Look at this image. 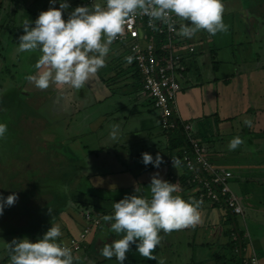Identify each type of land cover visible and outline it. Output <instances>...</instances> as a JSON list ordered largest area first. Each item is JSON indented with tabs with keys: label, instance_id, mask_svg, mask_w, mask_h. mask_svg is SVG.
<instances>
[{
	"label": "crops",
	"instance_id": "crops-1",
	"mask_svg": "<svg viewBox=\"0 0 264 264\" xmlns=\"http://www.w3.org/2000/svg\"><path fill=\"white\" fill-rule=\"evenodd\" d=\"M23 1L0 0V15L7 19L4 9ZM77 1H68L70 9L77 7ZM249 1L223 0V20L229 26L226 33L210 36L201 31L184 37L186 45L194 46L195 54L179 73L180 91L175 98L177 117L191 125L192 138L204 155L216 168L232 173L229 187L239 199L243 216H234L225 208L201 201L200 224L168 234L162 232L153 260L136 252L135 244L130 245L124 264H161L157 261L158 251L163 258L166 249H171V237L177 239L176 245L180 244L178 240L183 241L185 254L180 258L172 256L171 261L165 260L163 264H241V256H232L233 242L229 240L232 231L236 243L245 248L244 254L254 255L256 264H264V0H253L257 10ZM89 3L86 0L82 6ZM25 5L28 7L30 1L25 0ZM45 6L49 8L52 4ZM42 11L35 13V20ZM176 20L180 25L181 21ZM199 43L203 45L199 47ZM130 58L129 50L119 55L110 49L106 65L81 90L54 84L45 90L44 93L58 95L44 103L47 106L44 112L46 118L59 120L52 125L59 126L62 134V124L74 116L85 118L100 106L104 110V104L110 100L111 111L98 113L89 132L79 129L81 132L74 139L64 138L61 157H70L71 162L34 182L32 191L37 197L27 193V197L31 195L28 199L32 198L24 211L27 218L14 225L0 221V242L10 243L14 238L36 242L52 223L60 225L63 235L59 239L66 243L70 237L81 236L88 225L83 248L73 252L80 258L75 264H118L115 257L106 259L100 251L105 243L120 238L103 220L104 215L113 213V203L135 194L136 188L140 189L139 194L150 196L148 186L154 173L176 184L178 191L174 195L198 200V188L191 183L181 163V150L187 145L169 151L172 140L168 131L160 128L158 112L141 91L140 75L135 67L133 76L126 72L133 65ZM3 62L0 59V67ZM35 72L34 67L30 75ZM23 84L0 86V100L13 89L16 96L10 99L25 104L28 113L32 111L28 105L30 91L25 90L29 81ZM39 91L42 90L36 92ZM129 95L132 97L128 108L116 104L118 99ZM246 118L252 121V127L245 126ZM108 123L110 127L103 131L102 127ZM79 136H83V145L78 143ZM236 136L244 143L229 150V142ZM142 153L150 154L154 160L159 153L163 163L159 168L145 165ZM172 158H179L176 168ZM38 196L45 198L43 207L32 213L39 203L35 202ZM56 199L60 207L52 205ZM0 264H10L7 245L0 247Z\"/></svg>",
	"mask_w": 264,
	"mask_h": 264
},
{
	"label": "clouds",
	"instance_id": "clouds-1",
	"mask_svg": "<svg viewBox=\"0 0 264 264\" xmlns=\"http://www.w3.org/2000/svg\"><path fill=\"white\" fill-rule=\"evenodd\" d=\"M49 2L53 4L56 0ZM68 7L65 0H59V8L50 6L40 12L34 26L28 19L23 22L24 34L19 36L17 51L39 52L35 74L25 77L38 89L46 90L52 84L77 91L84 88L106 65L111 45L124 34L127 22L137 15H146L154 31L158 30L157 21L174 28L173 18H178L181 21L178 34L189 38L201 31L210 36L226 33L229 27L223 20V0H105L104 4L77 6L65 20L63 10ZM243 123L252 127L250 119ZM7 130V124L0 123V139L5 138ZM243 143L236 136L229 142V150ZM142 162L159 168L163 160L159 153L155 160L142 153ZM179 163V158H172L173 167ZM148 191L150 196H144L136 188L135 194L112 204V214L103 216L111 232L120 237L103 245L100 251L104 258L115 257L118 264H124L130 245L135 244L136 252L153 260L162 232L168 234L201 223V201L174 195L178 191L176 184L159 178V173L152 175ZM17 199L16 193L0 198V215L5 206L14 205ZM62 235L60 225L51 223L36 242L14 238L6 243L10 264H75L80 258L59 239Z\"/></svg>",
	"mask_w": 264,
	"mask_h": 264
},
{
	"label": "rangeland",
	"instance_id": "rangeland-1",
	"mask_svg": "<svg viewBox=\"0 0 264 264\" xmlns=\"http://www.w3.org/2000/svg\"><path fill=\"white\" fill-rule=\"evenodd\" d=\"M28 1H30V5L28 7L25 5V0L21 4L17 3V6L11 3L9 7H6L4 9V13H8L6 17L7 19L4 18V14L3 17L0 15V59L4 60L0 67V86L5 87L7 83L11 86H17L18 84L22 85L23 83V85H25V77L34 71L35 63L32 62H37L40 55L39 52L26 54V52L21 53L17 51L19 46V36L24 34L22 28L24 20L28 19L29 21L34 22V16L38 10L46 11L48 9V6L44 7L45 3H49L48 0ZM68 1L71 0H65L67 4ZM102 1L103 0H87V2H90L88 6L95 3L104 4ZM249 3L251 7L255 6V4H253V0H250ZM51 7L59 8V0H56ZM257 9L258 7L255 8V10ZM71 11L73 10L70 9L69 4V7L63 10V18L65 20L68 19V15ZM148 36L149 34L146 32V39ZM189 40L192 41L193 39ZM128 42L130 43V41ZM128 42H126V44L119 45L113 43L110 49L114 52V54L121 55L123 52L125 54V51H128ZM201 45L203 44L199 43L198 46L200 47ZM126 72L133 76V73L135 72L134 65H129ZM187 77L188 75L186 78ZM25 90L30 91L28 105L32 111H28V113L25 112V109H27L25 104H18L10 99L12 96H16V91L13 89H10L4 98L0 100V123H6L8 126L5 138L0 139V150H5L12 154V158L8 161V163H6L8 165H5L4 169L3 166H0V194H2L0 195V198H6L12 193H16L18 196L15 204L12 206H5L3 214L0 215V221L6 225H14L27 218L24 211L25 209H28L29 200H32V198L28 199L31 195H28L27 197V193H33L32 190L34 188V182L38 179L44 178V174L42 172L45 169L50 168L52 173L51 175H53V171H56V168H59L60 170V168L71 162L70 157L66 159L61 157L64 149V138L74 139V137L80 134V130H87L89 132L95 126L93 122L97 119L96 117L98 113L104 111L107 113V111H111L110 100L104 104V110H102V106H100L98 108H94L93 112H89V115L85 116V118H82L81 116H74L70 121L62 124V134L59 126L52 125L57 123L59 120L46 118L45 114H47V112H44V109H47V106L44 105V103L51 97L56 98L58 95H53L50 92L44 93L45 90L36 92L41 89L35 88L30 82L29 85L25 87ZM130 97H132V95L118 99L117 96L118 101L116 104L119 107L120 104H122L128 108V105L130 104ZM110 125L111 123H108L101 127L103 131H105L110 127ZM76 130L78 134L76 133ZM167 134L170 135L171 140H174L177 137L174 131H168ZM82 137L83 136H79L78 139V143L81 145H83L84 141ZM84 137L86 136L84 135ZM16 141L18 143H16ZM37 151L39 152L35 153ZM47 152H50L51 154L49 155V158L47 157ZM30 156H33L37 161H39L38 165H40V167L44 170H41L38 165L33 167L34 161L30 158ZM47 159L51 161V164H49ZM13 161H16L17 165L16 163H13ZM45 165L49 166L45 168ZM33 196L37 197L34 193ZM36 200L38 201V198H36ZM36 211L37 210H34L32 213ZM0 241L2 240L0 239ZM178 241H180V244L176 245L175 243L177 242V239L175 241L174 237H171V249H166V255L163 256V258L158 251L157 261L162 262L161 264H163L165 260L171 261L172 256H175V258H177V256L179 258L182 257L185 254L186 248L181 243L183 242L182 240ZM1 246H6L5 240L0 242V247ZM226 252V250L223 251L225 254Z\"/></svg>",
	"mask_w": 264,
	"mask_h": 264
},
{
	"label": "built area",
	"instance_id": "built-area-1",
	"mask_svg": "<svg viewBox=\"0 0 264 264\" xmlns=\"http://www.w3.org/2000/svg\"><path fill=\"white\" fill-rule=\"evenodd\" d=\"M173 19L176 21L174 28L157 21L158 30L154 31L146 15H137L127 22L124 34L114 42L130 41L128 50L131 62L141 78V91L158 112L160 128L169 131L176 129L177 125L181 127L187 145V148L181 150V163L191 183L198 188V200L225 208L232 215L241 217L243 211L239 199L229 187L232 173L211 164L192 138L191 125L182 122L176 115L175 98L180 91L178 76L185 69L186 63L190 62L195 49L191 44L186 45L184 37L178 34L177 20L175 17ZM146 32L149 34L147 39ZM88 232L87 225L81 236L68 238L67 246L73 252L82 249ZM229 240L233 242V257L241 256V264H256L255 256H246L245 248L236 243L233 231L229 234Z\"/></svg>",
	"mask_w": 264,
	"mask_h": 264
},
{
	"label": "trees",
	"instance_id": "trees-1",
	"mask_svg": "<svg viewBox=\"0 0 264 264\" xmlns=\"http://www.w3.org/2000/svg\"><path fill=\"white\" fill-rule=\"evenodd\" d=\"M85 1L86 0H78L77 1V3H76V5L77 6H82L84 3H85ZM175 133H176V135H177V137H176V139H174V140H172L171 141V143H170V147H169V151H171V150H176V149H181V148H183L184 146H185V144H186V141H185V139H184V136H183V133H182V129H181V127L179 126V125H177V129H175V130H173ZM16 143H18L17 141H16ZM1 148H3V147H1ZM7 149V148H6ZM39 151H37V152H35V153H38ZM49 155H51L50 154V152H47V157L49 158ZM12 156V154L11 153H9V152H7V151H5V150H0V163L2 164L3 163V165L5 166V165H8V164H6V163H8V161L12 158L11 157ZM30 158H32L33 159V161H34V165H33V167L34 166H37L38 164H39V161H37L33 156H30ZM17 159V158H16ZM28 159H29V157H28ZM28 159H27V161H28ZM43 159V158H42ZM48 161H49V163L51 164V161L49 160V159H47ZM16 161H20V160H16ZM16 161H13V163H16ZM16 165H17V163H16ZM4 166H3V169H4ZM38 167L39 168H41V170H44V169H42V167H40V165H38ZM45 168H47V166L45 165ZM2 169V168H1ZM43 174H45V175H49V176H51V171H50V168L49 169H45L43 172H42ZM53 185H57V183L55 182V181H53ZM39 198V197H38ZM43 200H45V198H43V197H41V198H39L38 199V201H39V203H38V205H37V207H35L34 208V210H37L36 212H38V209L40 210L43 206L41 205V203H43ZM37 200H35V202H36ZM48 201V200H47ZM47 201H46V203H47ZM46 203H45V205H46ZM57 203H59L58 202V199H56L55 201H53L52 202V205H59V204H57ZM214 205V204H213ZM215 206V205H214ZM59 207H60V205H59ZM228 212L229 213H231L229 210H228ZM1 223V222H0Z\"/></svg>",
	"mask_w": 264,
	"mask_h": 264
}]
</instances>
